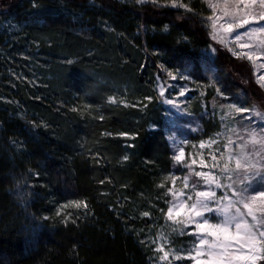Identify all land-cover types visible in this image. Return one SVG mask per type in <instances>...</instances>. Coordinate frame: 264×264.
I'll return each mask as SVG.
<instances>
[{
	"label": "trees",
	"instance_id": "1",
	"mask_svg": "<svg viewBox=\"0 0 264 264\" xmlns=\"http://www.w3.org/2000/svg\"><path fill=\"white\" fill-rule=\"evenodd\" d=\"M180 2L192 11L171 0H11L0 10V264H151L144 239L173 173L157 79L184 73L208 108L213 89L240 90L228 74L238 62L201 57L206 5ZM200 124L203 137L217 126Z\"/></svg>",
	"mask_w": 264,
	"mask_h": 264
},
{
	"label": "snow or ice",
	"instance_id": "2",
	"mask_svg": "<svg viewBox=\"0 0 264 264\" xmlns=\"http://www.w3.org/2000/svg\"><path fill=\"white\" fill-rule=\"evenodd\" d=\"M157 2L158 0H152L154 4ZM233 5L232 9L224 8L223 14L229 18L225 24L218 27L215 21L212 23V39L227 46L230 42L227 35L232 34L235 28H244L248 25L250 30L243 33V36L248 38L247 42H240L241 35L237 33L235 40L239 43L240 50L229 51L232 55L253 63L264 60V39L253 40L257 33L264 34V24L260 23L264 22V0H233ZM171 6L192 11L188 4L180 0H171ZM254 23L259 26L251 27ZM261 66L264 67V64ZM161 67L163 68V65ZM168 75L172 79H177L171 72H168ZM258 83L264 87V74L258 75ZM165 94L166 89L161 86L160 97H165ZM184 94L181 91L180 95ZM146 99L151 101L152 98ZM109 100L115 102L114 97H109ZM165 102L176 107L174 100L167 99ZM125 106L129 105L125 103ZM229 107L238 113L249 112V109L243 106L230 104ZM242 119L251 121L252 117L249 115ZM260 119L264 120V116ZM120 135L127 136L128 133ZM251 135L255 144V130ZM172 139L175 142V138ZM183 143L186 141H182L181 145ZM232 143L229 138L228 144L225 145L228 152L226 156H222V165L217 162L215 155L212 156L214 163L211 167L218 168L219 175L211 171L195 173L203 181L205 190H197L199 182H196L193 183L192 194L189 195L183 190H176L175 177L172 178L173 187L169 188L168 192L173 197V202L167 208L166 219L172 222L173 233L189 234L194 238L193 247L172 249V241L162 236L159 244H156V241L152 242L156 245L155 250L158 253L156 260L161 264H178L183 259L194 261V264H264V188L257 191L252 182V177H258L264 184V174L261 171L264 169V154L261 152L249 154L245 151L246 144L243 143L239 146V152H236L231 147ZM259 143L264 148V138ZM200 147L203 148L205 145L201 143ZM177 153L174 158L179 164L185 158L184 148L179 146ZM123 159L127 160L128 157L125 156ZM233 162L234 167L231 166ZM200 164L207 166L203 159L200 160ZM184 188H189L187 177L184 179ZM218 189L224 190L221 195L217 194ZM70 206L77 209L88 207L86 201H73ZM60 214L57 213L58 216ZM143 216L148 217L149 212H143ZM69 218L65 217L64 222L67 223ZM189 226L193 228L191 233L186 231Z\"/></svg>",
	"mask_w": 264,
	"mask_h": 264
},
{
	"label": "rangeland",
	"instance_id": "3",
	"mask_svg": "<svg viewBox=\"0 0 264 264\" xmlns=\"http://www.w3.org/2000/svg\"><path fill=\"white\" fill-rule=\"evenodd\" d=\"M118 2H132L133 0H116ZM206 5L209 14L203 18L205 27L209 32V39L211 45L201 51V57L204 61L213 65V61L220 54L225 55L228 59H232L238 62V66L228 71V74H233L239 83H237L240 90L235 92L234 95H226L222 93L219 89H213L215 94V99L210 102L209 108L205 104L204 100L201 102L202 95L200 90L197 89V85L193 84L190 79L186 76L178 73L173 74L177 79H172L168 72L165 75H161L156 81L155 90L157 96L159 97V106L161 108V116L163 118V129L166 135V139L169 143L173 167L172 175L164 183L163 191V209L160 211L158 217L151 218L149 223V238L144 239V244L150 249L151 254V264H161L156 260L158 253L156 252L152 242L156 241V244L161 242V237H166L172 241V249H191L193 247V237L189 234L179 235L178 233H173L171 231L172 222L166 219L167 208L171 206L173 202V197L168 192V189L173 187L172 178L175 177V189L183 190L187 194L191 195V187L193 183L199 182L197 190H205L203 181L195 175L196 172H213L219 175L218 168H212L211 165L214 163L212 156L217 157V162L221 165L223 164L222 156H226L228 149L225 145L228 144L229 138L233 141L231 147L239 152L240 144H246L245 151L249 154L254 152H261L264 154V148H262L259 141L264 138V120L260 117L264 116V87H261L258 83V75L264 74V60L257 61L253 63L247 59H241L234 55L229 49L239 51V43L235 40L237 33L241 35L240 42H247L248 38L243 36L245 30H250L249 26L246 25L244 28H235L232 34L227 35V39L230 41L227 46L219 43L212 39V23L215 21L219 27L229 19L224 16V8L227 7L232 9L234 7L233 0H202ZM11 3V0H0V10L7 8ZM214 6V7H213ZM264 24V22H260ZM259 24L254 23L251 27H257ZM264 39V34L257 33L253 40ZM214 50V51H213ZM250 76H246L244 73V68ZM249 69V70H248ZM248 74V75H249ZM180 75V77H179ZM251 78V79H250ZM163 86L166 89L165 97H160L159 91L160 87ZM248 88L250 94L245 95L242 91L243 88ZM205 94L206 90L204 89ZM181 91L185 94L180 95ZM196 94V100L200 103L201 109L199 112L192 106V100ZM230 94V93H229ZM217 95V97H216ZM248 96V97H247ZM167 99L174 100L176 102V107L169 105L165 101ZM199 99V100H198ZM146 102V101H145ZM230 104H235L237 107L243 106L249 109V112L238 113L234 109L229 107ZM260 115L257 116L256 114ZM251 115V121L247 119H242V117H248ZM202 117H211L215 123H217L216 128L209 132L206 136H201V119ZM235 130V131H233ZM255 130V141L253 143V136L251 133ZM200 136L198 140H193V136ZM175 138V142L172 138ZM182 141H186L181 145ZM203 143L205 147L201 148L200 145ZM182 146L185 150V158L182 163H177L175 161V155H177V148ZM203 159L205 165L200 164V160ZM234 167V162L231 165ZM262 174H264V169H261ZM187 177L189 188H184V179ZM227 182V181H225ZM252 182L256 186L257 191L264 188V184L261 183L258 177H252ZM223 189H218L217 194L221 195ZM246 211V210H245ZM213 222L215 218L213 217ZM251 220V218H248ZM188 233L193 231L192 226H189L186 230ZM178 264H194V261L183 259L178 262Z\"/></svg>",
	"mask_w": 264,
	"mask_h": 264
}]
</instances>
